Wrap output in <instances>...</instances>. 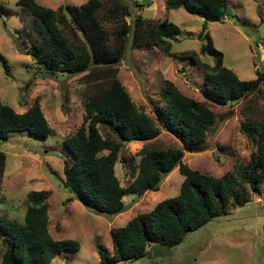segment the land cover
Instances as JSON below:
<instances>
[{
  "label": "trees",
  "instance_id": "obj_1",
  "mask_svg": "<svg viewBox=\"0 0 264 264\" xmlns=\"http://www.w3.org/2000/svg\"><path fill=\"white\" fill-rule=\"evenodd\" d=\"M44 30L41 40L27 48L35 65L47 76L58 79L64 74L86 72V97L83 122L63 145L72 160L62 161L63 187L86 209L96 214L116 215L124 211L126 194L142 195L157 191L162 179L178 168L183 180L178 194L159 201L149 212L138 214L121 227L109 231L112 251L98 250L100 264H118L148 254L152 245L173 247L187 233L201 228L216 217L228 214L230 207L240 206L257 192L264 177V118L257 111L258 94L264 74L256 70L254 79L242 80L223 66V53L214 47L208 22L223 20L228 15L229 0H166L165 8H183L203 19L200 38H206L200 54L213 57L210 65L193 50L172 51L179 28L169 21L152 20L136 15L124 0H87L80 5H59L52 9L36 0H17ZM142 5V4H141ZM134 47H157L173 58H186L204 74L206 99L218 104L247 99L241 112L246 119L241 129L255 145L246 165L238 164V176L215 177L192 169L182 162L184 151L198 152L215 121L214 112L204 103L184 95L173 82L164 81L163 107L155 120L136 107L118 78L116 64L122 59L127 42ZM6 58L0 62L7 72ZM254 96V97H252ZM230 113V111L228 112ZM107 129L102 135L99 126ZM160 128L177 138L182 149L156 148L144 144L138 151L137 174L127 186L115 175L118 154L125 142H149ZM15 131L46 139L54 135L38 100L24 112H17L0 101V142ZM102 154V152H105ZM6 155L0 150V184ZM49 191H31L25 197L23 222L0 217V237L6 248L0 264H50L59 253L78 251L74 239H53L48 231ZM1 202V187H0Z\"/></svg>",
  "mask_w": 264,
  "mask_h": 264
},
{
  "label": "rangeland",
  "instance_id": "obj_2",
  "mask_svg": "<svg viewBox=\"0 0 264 264\" xmlns=\"http://www.w3.org/2000/svg\"><path fill=\"white\" fill-rule=\"evenodd\" d=\"M17 0H0V52L6 58L7 72L0 62V101L17 112H24L37 99L41 110L53 128L54 135L46 139L15 131L7 141L0 142L6 155L0 184V217L6 221L23 222L25 197L31 191H49L48 231L53 239H74L78 251L59 253L50 264H100L98 250L111 253L109 231L121 227L132 217L149 212L159 201L178 194L183 175L178 168L161 181L157 191L142 195L126 194L125 209L114 215L96 214L63 187L62 161L72 160L63 145L83 122L84 105L89 86L86 72L64 74L58 79L47 76L26 53L44 30ZM52 9L59 5H80L87 0H36ZM132 18L169 21L179 28L172 51L193 50L199 53L206 38H200L203 19L183 8H165L166 0H124ZM142 4V5H141ZM215 48L223 53V66L242 80L254 79L256 70L264 74V0H229L228 15L208 22ZM210 65L214 59L200 54ZM118 78L137 108L151 116L158 127V115L163 107L164 81L169 80L186 96L204 102L215 114L203 147L198 152H186L182 162L192 169L215 177L228 174L238 179L234 168L246 165L255 145L242 131L246 119L241 112L248 101L242 99L227 105L206 99L204 74L190 59L173 58L157 47H134L127 42L118 64ZM254 97V96H252ZM259 118H264V80L257 99ZM230 111V113H228ZM100 133L107 129L99 126ZM156 148L182 149L180 141L160 128L159 135L149 142H125L118 154L114 170L120 184L127 186L137 174L138 151L144 144ZM102 152V154H105ZM70 154V155H69ZM245 203L230 207L228 214L216 217L199 229L186 234L181 243L167 248L152 245L148 254L118 264H264V177L257 192H251ZM6 248L0 237V256Z\"/></svg>",
  "mask_w": 264,
  "mask_h": 264
}]
</instances>
